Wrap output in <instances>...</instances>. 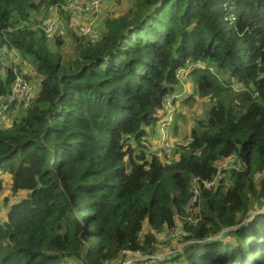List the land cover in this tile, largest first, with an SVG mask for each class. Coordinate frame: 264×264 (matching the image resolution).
I'll return each mask as SVG.
<instances>
[{"label": "trees", "instance_id": "trees-1", "mask_svg": "<svg viewBox=\"0 0 264 264\" xmlns=\"http://www.w3.org/2000/svg\"><path fill=\"white\" fill-rule=\"evenodd\" d=\"M64 2L0 0V49L34 69L7 57L0 93H11L14 67L39 83L30 108L0 121V194L10 193L0 264H121L126 251L156 256L165 230L181 227L167 262L264 264V213H249L264 203V0H130L97 37L62 11L70 60L55 50L62 35L36 27ZM180 69L217 102L170 162L135 154ZM235 154L242 168L204 186Z\"/></svg>", "mask_w": 264, "mask_h": 264}, {"label": "rangeland", "instance_id": "rangeland-1", "mask_svg": "<svg viewBox=\"0 0 264 264\" xmlns=\"http://www.w3.org/2000/svg\"><path fill=\"white\" fill-rule=\"evenodd\" d=\"M115 3H111L112 5H109L107 8L104 7L103 11L99 14V17L97 19V23L95 25L96 29H100L101 26H103V23L105 19L108 16H113L117 14L123 13L128 3H130V0H115ZM53 10L51 11V13ZM49 14V13H48ZM82 22H87V19L81 20ZM72 25H76L79 27L81 23H73L70 22ZM83 26V23H82ZM65 28V29H64ZM63 30V31H61ZM57 32L63 36L64 42L62 46L56 47V51H59L63 54L64 59H74L75 58V42L72 38V36L67 31V23L64 21H61L60 27L57 30ZM22 56L18 55V57H14L13 59H10V61H15L16 64H21V66L24 69L25 73H28L30 75H33V70L31 66L33 65L29 61H25L23 58L21 60ZM197 66H200L202 68H209L210 71H212L219 79H221L220 74L214 70L212 67H209L207 64H201L197 63ZM192 67V65H191ZM194 68V67H193ZM193 69L188 72V70H182L177 74L179 78V85L185 87L189 85L190 83L194 84L195 77L192 73ZM33 82H36V80ZM194 82V83H193ZM38 83V82H36ZM39 84V83H38ZM196 85V84H195ZM242 86V84H239V87ZM197 89V88H196ZM234 91L239 92V88L233 89ZM243 89H240L242 91ZM176 92H171L167 97L165 98V103L163 105V108L159 111V113H165L168 114V117L164 116L161 118H158V121L156 123V126L154 128H149L147 135L142 140V147L137 145V143L133 144V147L135 148V154H137L140 151H145V153H152L157 155L164 163L170 162V160L173 157V153L176 149V145L184 143H189L192 135L193 127L196 125L198 118L204 119L207 116L208 111L212 108L214 103L217 102V99L213 96H203L208 97V101L205 103L204 108H202L201 112L198 114H195L190 112L188 110L189 104H181L179 105V102L176 103V98L174 96ZM177 104V105H175ZM14 116H10L9 113H7L0 121H3V124L5 125H12L13 122L16 120ZM5 127V126H0ZM177 145V146H178ZM182 145V144H181ZM151 160V156L149 157ZM221 161L217 163V167L219 170V177H225L226 171L233 168L232 165H230L228 162ZM238 169V168H237ZM4 179H6L7 174L3 175ZM10 195L8 190H4L0 194V210L5 213L9 207L4 205V198ZM9 210V209H8ZM264 213V203L262 207L259 205H255L254 209L251 210L250 217L252 218L257 213ZM147 229V227L145 228ZM162 236V234L160 235ZM226 239L225 241H228L230 238L229 236H224ZM181 241L173 238H161L158 241V248L156 252V256H147V257H140L139 255L135 253L127 252L123 256V261L121 264H139L138 262H141L143 260H152L151 258L158 259L162 261L159 264H172L167 259V257L172 256L175 252H178L179 249H181ZM164 259V260H163Z\"/></svg>", "mask_w": 264, "mask_h": 264}, {"label": "built area", "instance_id": "built-area-1", "mask_svg": "<svg viewBox=\"0 0 264 264\" xmlns=\"http://www.w3.org/2000/svg\"><path fill=\"white\" fill-rule=\"evenodd\" d=\"M109 4H111V0H65L62 6L54 7L51 18L37 24L36 27L43 29L48 35L57 34L60 22V12L64 11L66 14H69L73 20L87 19V22H82L83 26L82 23L79 25V31H81L82 35L97 37V30L95 27L96 18L98 19L99 14L103 11L104 7H107ZM18 55L19 54L16 49H12L11 53H9L5 48L0 49V60L3 61L2 65L0 66L2 72L6 70V67L9 63H4L5 59L7 57H9V59H13L14 57H18ZM12 62L15 63V61ZM181 71L182 70L180 69L179 72ZM13 73L15 77L12 83L11 93L9 95H3L0 93V120L14 107L19 110L26 111L31 107L32 101L39 91V84L33 82V80H29L17 67L13 68ZM225 162H228L233 166L231 169L238 168L239 170L242 168L239 157L236 154L231 156ZM219 178L220 177L217 175L214 181L205 182L204 186H213L215 181ZM194 200L195 198L193 201ZM190 221L193 223L197 222V220L192 218H190ZM164 233L167 238L180 240V236L184 234V230L182 227L180 229L167 228ZM127 252L132 253L131 251H126L125 254ZM135 254L139 255L141 258L143 257L140 251H137Z\"/></svg>", "mask_w": 264, "mask_h": 264}, {"label": "crops", "instance_id": "crops-1", "mask_svg": "<svg viewBox=\"0 0 264 264\" xmlns=\"http://www.w3.org/2000/svg\"><path fill=\"white\" fill-rule=\"evenodd\" d=\"M173 91L176 92L174 94V95H176L175 96L176 103L178 101L180 106H181V104H189L188 110H190V112L194 113V115L195 114L199 115L202 108H204L205 103L208 101V97H203V96L199 95V93L196 89L195 83L194 84L190 83L189 85H187L185 87L178 84L171 92H173ZM175 105H177V104H175ZM164 116L168 117V114L159 113V118L164 117ZM198 119H200V118H198Z\"/></svg>", "mask_w": 264, "mask_h": 264}, {"label": "bare ground", "instance_id": "bare-ground-1", "mask_svg": "<svg viewBox=\"0 0 264 264\" xmlns=\"http://www.w3.org/2000/svg\"><path fill=\"white\" fill-rule=\"evenodd\" d=\"M109 5H112V4H109ZM62 12V11H61ZM8 67V66H7ZM33 102V101H32ZM196 188V187H195Z\"/></svg>", "mask_w": 264, "mask_h": 264}]
</instances>
